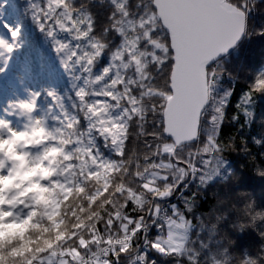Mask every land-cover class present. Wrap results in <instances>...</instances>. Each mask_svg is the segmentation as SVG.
Instances as JSON below:
<instances>
[{
	"label": "clouds",
	"instance_id": "1",
	"mask_svg": "<svg viewBox=\"0 0 264 264\" xmlns=\"http://www.w3.org/2000/svg\"><path fill=\"white\" fill-rule=\"evenodd\" d=\"M155 3L106 0L100 8L96 0H59L57 18L65 28L55 36L46 20L31 21L54 64L45 68L61 75L28 78L21 69L24 95L0 103V264H48L51 253L43 251L50 245L92 231L88 264L108 250L112 259L121 257L117 264H264V57L244 67H230L226 58L208 73L197 134L177 142L161 124L169 55ZM232 6L252 20L237 39L264 35V0H232ZM256 17L260 27H253ZM56 39L66 44L59 51ZM72 41L80 50L73 71L79 77L87 70V95L99 100L72 92L61 63L76 55ZM238 88L242 103L231 98L221 108L225 94L233 97ZM20 101H32L31 110ZM221 116L223 127L209 142L206 133ZM37 176L43 187L32 183ZM165 205L186 217L191 235L162 254L140 229L153 223L163 229L148 218ZM105 212L118 227L106 229L102 248L96 225Z\"/></svg>",
	"mask_w": 264,
	"mask_h": 264
},
{
	"label": "snow or ice",
	"instance_id": "2",
	"mask_svg": "<svg viewBox=\"0 0 264 264\" xmlns=\"http://www.w3.org/2000/svg\"><path fill=\"white\" fill-rule=\"evenodd\" d=\"M58 2L59 0H23V4H21V0H0V4L4 5V8L0 9V31L7 35V40H0V45L5 46L10 53L14 51V41L24 38L25 22L29 18V14L33 22L39 20V23L44 25V21H47V25L44 27L51 26L50 36H55L58 31H63L65 25L57 18V13L63 9L56 8ZM154 8L159 12V16L155 19L165 34L164 47L169 55L168 62L164 67L167 69L166 75L170 77V89L163 97L166 100V107L161 117V124L170 136L175 137L179 142L191 139L197 134L199 119L203 115L202 100L208 93L207 74L219 67L220 62L226 58L236 62L264 57V35L252 39L251 42H242L243 35L240 39L236 38L238 34H247L252 20L244 18L242 14L238 13L232 6V0H156ZM67 26L71 27L70 24ZM256 41H259V44L255 43ZM55 43L58 46L57 51L66 46L61 39H56ZM76 43V41H72L70 44L76 50V55L71 56L67 61H61L63 72L67 73L73 85L72 92H75L79 99L99 100L102 98L99 95L95 97L87 95L88 88L92 83L91 79H86L87 70H84L79 77L73 71L72 65L80 55ZM152 43L158 49L161 47L155 40ZM129 46L131 47V43ZM140 46L143 47L142 44ZM125 58L127 59V55ZM10 62L11 56L8 61L0 63V94L3 92V78L8 73ZM82 67L83 65H81ZM21 69L29 76L35 72L33 65L27 60L21 65ZM92 74L99 75L95 69ZM55 75L52 68H45L43 62L40 63L39 71L36 72L37 77L47 79H52ZM261 76H264V73H261ZM108 78L110 79L111 75ZM212 79L215 80L214 75ZM259 83L264 85V80H260ZM32 95L35 97L37 93L34 92ZM53 95H55L54 92ZM231 98V94L226 93L221 108L223 103L230 102ZM244 99L248 100L247 97ZM20 106L31 110L32 101H20ZM222 119V116L218 117L215 127L206 133L209 142L215 139L214 133H218L219 129L223 127ZM181 120H183L186 130L178 126ZM3 123L5 122L0 121V124ZM2 140L3 137L0 136V141ZM112 211L115 210L112 209ZM103 215L105 219L96 225V230L101 234V247L106 248L103 244V239L106 237L103 234L106 229L118 227V222L107 212ZM132 219L131 227H135L136 218ZM148 219L164 225V221L157 216L150 214ZM176 219L186 221V217L182 215L172 218V220ZM176 227L186 228V225L178 223ZM73 232L78 233V229L74 228ZM140 234L144 236L145 240L152 237V246L162 254L166 252V243L155 223L151 224L149 228L142 227ZM95 235L96 231H92L88 232L86 236L83 233L74 234L71 240L61 237L56 245H50L47 251H42L44 255L51 253L48 264H88L89 251H95V243L90 244L89 240ZM107 235L111 236L112 232L108 230ZM164 235H169V233L165 232ZM116 251H119V248ZM97 255L99 258L92 257L96 264H103L105 259L109 260L111 264H117L121 259V257L112 259L114 253L111 250L107 251V257L103 253Z\"/></svg>",
	"mask_w": 264,
	"mask_h": 264
},
{
	"label": "trees",
	"instance_id": "3",
	"mask_svg": "<svg viewBox=\"0 0 264 264\" xmlns=\"http://www.w3.org/2000/svg\"><path fill=\"white\" fill-rule=\"evenodd\" d=\"M105 2H106V0H96V3L98 5V7H100V8L104 7ZM21 4H23V0H21ZM3 8H4V5L0 4V9H3ZM260 26H261V18L256 17L254 19V22H253V27H260ZM24 33H25L24 38L22 40L16 41L18 43V45L15 47V49L12 53L14 56V61H13L12 66H11L12 70H14L15 74L17 75V73L21 71V65L24 64L27 60L28 62H30L33 65L35 72L33 73L32 76H29L27 73H25L26 77H28V78H41V77L36 76V72L39 71L40 63L41 62H43V63L48 62V64L51 65L52 67H54V64L52 62L51 57L48 55L47 50L40 43L39 38L37 36L33 35V28L31 26L30 14H29V18L25 22ZM255 43L259 44V41H256ZM257 61H258L257 58H253L252 60H247V61H236V62L231 61L229 66L234 67L235 65H241L242 67H244V66L254 64ZM18 68H20V69H18ZM56 75L60 76L61 73H59L57 71ZM232 100L234 103L235 102H241L242 103V101H239V88L237 89V95L233 96ZM230 112H231V109H230ZM242 120H243V118H241V122H242ZM225 131L227 132L228 129H225ZM247 186L252 187V188H258L259 185L255 181H249ZM41 187H43V183H42ZM45 196L47 197L48 194L45 193ZM162 209H164L165 213L168 214L169 216H171L172 218L173 217H179L182 215L179 211L172 209L171 205H165V206L161 207L160 210L156 213V215ZM185 222L188 223L187 220ZM4 223L8 224V221H5ZM12 227L13 226H10L9 228L5 229V231L9 233V239L12 238V236H11ZM156 227H157V230L161 231L162 238H164L166 236V235H164V233L167 230V225L164 223L163 229H160L159 226H156ZM190 235H191V233L189 232L188 239L190 238Z\"/></svg>",
	"mask_w": 264,
	"mask_h": 264
},
{
	"label": "rangeland",
	"instance_id": "4",
	"mask_svg": "<svg viewBox=\"0 0 264 264\" xmlns=\"http://www.w3.org/2000/svg\"><path fill=\"white\" fill-rule=\"evenodd\" d=\"M6 51H7V48L4 47L3 45H0V63H4ZM6 95H8L11 98H15L17 96L16 92L10 93V91H8ZM5 100H6V97L3 100H1L0 103H2ZM38 182L42 185V181H40L39 176L33 178L32 183H38ZM178 223H184L186 225V228L176 227ZM167 232L169 233V235H166L163 238V240L165 241L166 245H171L173 247H176V246H179L180 244L185 243L188 240V235L190 232V225L186 223L185 221L176 219L170 223Z\"/></svg>",
	"mask_w": 264,
	"mask_h": 264
},
{
	"label": "built area",
	"instance_id": "5",
	"mask_svg": "<svg viewBox=\"0 0 264 264\" xmlns=\"http://www.w3.org/2000/svg\"><path fill=\"white\" fill-rule=\"evenodd\" d=\"M156 216L162 219L164 223H169V221L172 220V217L166 214L164 209H162Z\"/></svg>",
	"mask_w": 264,
	"mask_h": 264
},
{
	"label": "water",
	"instance_id": "6",
	"mask_svg": "<svg viewBox=\"0 0 264 264\" xmlns=\"http://www.w3.org/2000/svg\"><path fill=\"white\" fill-rule=\"evenodd\" d=\"M207 95H208V93H207ZM207 95L206 96H204V98H203V100H202V104L204 103V101L206 100V98H207ZM180 128H182V129H185L186 130V127H185V125H184V122H183V120H181L180 122H179V125H178Z\"/></svg>",
	"mask_w": 264,
	"mask_h": 264
}]
</instances>
